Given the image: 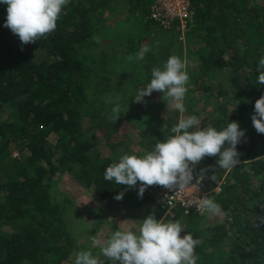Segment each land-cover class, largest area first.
I'll return each instance as SVG.
<instances>
[{
  "label": "trees",
  "instance_id": "trees-1",
  "mask_svg": "<svg viewBox=\"0 0 264 264\" xmlns=\"http://www.w3.org/2000/svg\"><path fill=\"white\" fill-rule=\"evenodd\" d=\"M154 1L69 0L56 29L28 44L4 26L7 5H0V264H65L77 251L82 238L67 223L74 199L51 192L62 174L103 202L129 201L136 209L159 205L150 193L158 185L148 186L140 198L139 182L129 188L106 181V168L118 161L101 149L108 145L120 157L130 152L123 141L108 143L117 138L119 122L109 119L114 105L106 101L117 103L119 93L130 97L128 85L112 87V76L133 60L149 79L154 67L179 52L167 40L172 31L149 19ZM190 1L195 16L187 56L196 61L186 68V113L197 116L201 128L219 130L236 121L246 132L237 146L240 163L235 168L220 169L215 157H205L193 171L206 169L203 178L211 188L222 184L215 197L222 209L216 224L202 228L206 215L176 212L174 218L202 241L195 249L198 264H264V134L251 121L255 102L264 96V85L256 80L264 56V0ZM123 23L143 30L121 33ZM117 34L128 37L119 42L121 51ZM144 46L150 51L137 60ZM97 80L108 91L100 98L91 94ZM7 112L10 119L4 120ZM177 118H168L165 130L140 127L136 155L166 140ZM121 192L123 199H115Z\"/></svg>",
  "mask_w": 264,
  "mask_h": 264
},
{
  "label": "clouds",
  "instance_id": "clouds-1",
  "mask_svg": "<svg viewBox=\"0 0 264 264\" xmlns=\"http://www.w3.org/2000/svg\"><path fill=\"white\" fill-rule=\"evenodd\" d=\"M68 3L69 0H0V5H7L4 26L23 44L33 43L54 31ZM149 51L148 47L141 48L136 59L143 60ZM186 64L178 56H169L161 67L152 69L150 81L135 93L133 101L144 103L145 97L156 91L162 93L167 107L185 112L183 101L189 82ZM256 73L257 83L264 85V56L259 57ZM106 102L114 105L109 119L118 120L121 106L111 99ZM251 121L256 132L264 134V96L255 102ZM199 125L200 120L195 115L179 120L171 128L172 134L163 142L157 141L151 151L142 156L125 154L109 165L104 179L129 188L139 182L137 195L142 198L147 187L152 185L172 190L189 187L195 166L205 157H215L220 169L230 171L235 168L240 163L237 146L245 138L246 130L236 121L228 122L219 130ZM206 171L202 169L199 178ZM123 195L121 192L115 199L121 200ZM198 208L212 215L222 213L221 206L207 196L200 198ZM184 231L181 221L165 222L153 213L138 222L136 231H113L100 251L110 264H198L195 249L202 241L189 232L181 236ZM92 244L96 245L97 241L93 239ZM74 264L104 262L91 250H81L75 253Z\"/></svg>",
  "mask_w": 264,
  "mask_h": 264
},
{
  "label": "rangeland",
  "instance_id": "rangeland-1",
  "mask_svg": "<svg viewBox=\"0 0 264 264\" xmlns=\"http://www.w3.org/2000/svg\"><path fill=\"white\" fill-rule=\"evenodd\" d=\"M142 28L140 27H128L123 23L122 29L119 32L124 33L127 32L130 35L138 34L142 32ZM189 32V31H188ZM122 34L114 35V39H116L117 46L120 47L119 51H121V43H125L128 37H122ZM187 35L185 37V42L180 40L179 34L177 31H172L170 34H167L168 41L174 42L176 48L179 49V52L175 54V56L180 57L182 60L187 62L186 68L190 62L195 63L196 59L193 56H187ZM171 39V40H170ZM118 40V42H117ZM150 38L146 40L145 46L149 42ZM159 42V41H158ZM155 41L153 48L157 51V43ZM144 46V47H145ZM130 59V58H129ZM128 63H123L122 73L112 76L114 86L128 85L127 94L131 97L123 96L119 93V100L117 103L121 106L120 117L117 120L119 122V128L117 130V138L114 140H109L108 143L111 145H117L119 142L123 141L126 144L130 145L128 149L129 155H136L137 150L140 148V137H139V129L144 124L150 125L152 128L165 130L167 129V119L170 120L175 119L178 116L177 120L186 119L191 116L190 114L185 112H179L175 109L167 107V101L162 99V93L154 91L150 96L145 97L144 103H140L138 108L132 97L139 90L144 88L151 78L147 79L144 77L141 71H144L143 68H136L133 65V60H127ZM190 63V64H192ZM194 65V64H193ZM98 72L101 73V69H98ZM100 81V79H98ZM96 81L95 85L91 89V94L95 98H100L104 96V94L108 91L104 89L99 81ZM137 85V87H141L135 90L133 87ZM106 91V92H105ZM112 91V90H111ZM110 92V91H109ZM118 92V91H117ZM114 91V94H117ZM111 94V93H110ZM112 94V95H114ZM186 98H184V105L186 108ZM158 105V110L151 111V106ZM143 107V108H142ZM155 110V109H154ZM151 111L152 114H147L146 112ZM9 112L3 115L4 120H9ZM178 121L173 122L171 127H173ZM131 136L132 140L129 139ZM52 141L55 140L54 137L50 138ZM130 142V143H129ZM103 149V154L111 156L112 159L118 161L120 158V153L116 151H112L108 145L101 146ZM133 153H132V152ZM199 164H197L194 168L196 171L199 168ZM52 194L55 197H64V196H72L73 201L75 202V210H72L67 218V223L69 227L72 228L76 237H81V242H77V251H88L91 250L93 255L97 256L100 261H103L104 264H110L109 261L102 255L100 249L103 247L107 241V239L111 236L113 231L116 230H132L136 231L138 229V222L144 220L148 215L155 214L156 218L162 219L165 222L176 221L179 220L178 217L174 218L172 216H161L159 213V208L155 203H151L145 205L142 209L134 208L129 201H121V202H103L96 199L90 192H88L83 187L77 185L72 181L69 175L62 174L55 182L52 187ZM79 216V222L76 223V217ZM215 216L212 214H208L204 216V221L201 225L202 228L210 227L216 224ZM183 224V223H182ZM184 225V224H183ZM185 229V227H184ZM187 230L181 233V236L187 234ZM95 239L97 241L96 245L92 244V240ZM75 252V253H76ZM75 253L72 255L69 262L65 264H74Z\"/></svg>",
  "mask_w": 264,
  "mask_h": 264
},
{
  "label": "built area",
  "instance_id": "built-area-1",
  "mask_svg": "<svg viewBox=\"0 0 264 264\" xmlns=\"http://www.w3.org/2000/svg\"><path fill=\"white\" fill-rule=\"evenodd\" d=\"M195 16L190 0H155L150 8L149 19L164 31H177L180 40L185 42L189 31V24ZM193 172V181L189 187L182 190H172L158 186L150 191L159 200L160 209L164 216L174 217L176 212L184 215L191 214L208 215L198 208L200 198L208 197L215 201L222 192V184L215 188L207 186L203 177ZM199 178V179H198Z\"/></svg>",
  "mask_w": 264,
  "mask_h": 264
}]
</instances>
